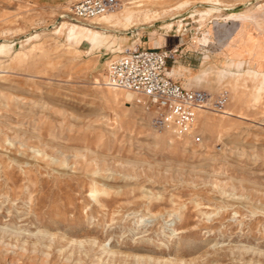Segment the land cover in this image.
<instances>
[{"label":"rangeland","instance_id":"rangeland-1","mask_svg":"<svg viewBox=\"0 0 264 264\" xmlns=\"http://www.w3.org/2000/svg\"><path fill=\"white\" fill-rule=\"evenodd\" d=\"M74 1L0 0V264H264V0H118L103 21ZM129 44L177 47L173 79L226 90L200 142L106 85Z\"/></svg>","mask_w":264,"mask_h":264},{"label":"built area","instance_id":"built-area-1","mask_svg":"<svg viewBox=\"0 0 264 264\" xmlns=\"http://www.w3.org/2000/svg\"><path fill=\"white\" fill-rule=\"evenodd\" d=\"M117 6L118 0H75L70 8L74 16L87 19ZM177 53V47L124 45L106 66V85L130 92L134 103L151 114L157 131H168L176 138L190 137L198 143L202 139L197 130L198 113L204 109L224 112L227 94L226 90L212 93L186 87L173 79L167 64Z\"/></svg>","mask_w":264,"mask_h":264},{"label":"bare ground","instance_id":"bare-ground-1","mask_svg":"<svg viewBox=\"0 0 264 264\" xmlns=\"http://www.w3.org/2000/svg\"><path fill=\"white\" fill-rule=\"evenodd\" d=\"M216 10V8H213V11ZM211 12V11H210ZM109 12H106L98 17H95V19L99 18L98 21H103V20H106L108 17L112 16V15H106L108 14ZM101 17V18H100ZM247 16H242V15H238V14H233L229 17V19L231 20H236V21H242V20H245V19H253L252 17H249V18H246ZM71 21L69 22H64V23H61L62 26L60 28V31H62L63 28H66L64 27L65 25L67 27H72V28H78V26L76 24H81L79 23L78 21H74L73 23H70ZM76 23V24H75ZM89 27L91 28L89 31L92 33V34H96L95 36V39L93 41V43L98 47V48H101V47H108L110 44H111V41L113 40L112 39V36L113 35H105L104 31H106L107 29H104L102 27L99 26H94L93 24H88ZM169 27H173V24L170 23L169 24ZM88 28V27H87ZM88 32V31H87ZM119 38L121 39H126L127 36H120ZM116 44V42L114 43ZM115 46V45H114ZM112 47V46H111ZM248 77H250L251 80L253 81H258V85L256 86V93L254 94V98L255 99H258V98H261V95L262 93H259L261 92L263 89H264V76H259V74L257 73H249ZM241 79H243L244 81H246V77L244 78H239V79H236V81H240ZM112 89H115V88H112ZM123 97L124 99L126 100L127 103H131L134 99V96L130 93V92H123ZM203 113H211L209 112L207 109H204V110H201L199 113H198V120L200 119L201 115ZM221 114L225 113L224 112H220ZM212 123H214V121L210 118H204V122H203V126L204 128H207L209 127ZM165 133L168 132V131H164ZM163 133V132H161Z\"/></svg>","mask_w":264,"mask_h":264},{"label":"crops","instance_id":"crops-1","mask_svg":"<svg viewBox=\"0 0 264 264\" xmlns=\"http://www.w3.org/2000/svg\"><path fill=\"white\" fill-rule=\"evenodd\" d=\"M149 47H151V46H149ZM169 74H171V73L169 72Z\"/></svg>","mask_w":264,"mask_h":264}]
</instances>
